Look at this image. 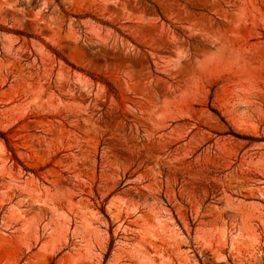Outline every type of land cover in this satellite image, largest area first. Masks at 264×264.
<instances>
[{
	"label": "rangeland",
	"instance_id": "1",
	"mask_svg": "<svg viewBox=\"0 0 264 264\" xmlns=\"http://www.w3.org/2000/svg\"><path fill=\"white\" fill-rule=\"evenodd\" d=\"M0 264H264V0H0Z\"/></svg>",
	"mask_w": 264,
	"mask_h": 264
}]
</instances>
